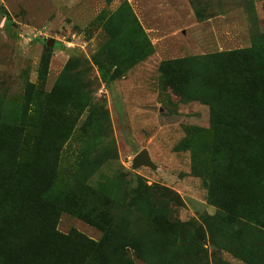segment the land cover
Masks as SVG:
<instances>
[{
  "label": "rangeland",
  "instance_id": "obj_1",
  "mask_svg": "<svg viewBox=\"0 0 264 264\" xmlns=\"http://www.w3.org/2000/svg\"><path fill=\"white\" fill-rule=\"evenodd\" d=\"M0 264H264V0H0Z\"/></svg>",
  "mask_w": 264,
  "mask_h": 264
},
{
  "label": "trees",
  "instance_id": "obj_2",
  "mask_svg": "<svg viewBox=\"0 0 264 264\" xmlns=\"http://www.w3.org/2000/svg\"><path fill=\"white\" fill-rule=\"evenodd\" d=\"M236 52L235 51H231V50H228V51H220V52H216V53H211V54H204L202 57H200L199 59H198V62H203V61H208V62H210V63H212V64H214L215 62H216V64L218 63V59H220V58H224V57H227V56H229V57H231V56H234V54H235ZM185 61H186V59L185 58H182V59H172V60H166V61H164L163 62V64H162V68H165V66L166 65H169V64H184L185 63ZM217 66V65H216ZM215 66V67H216ZM206 78H207V76H205ZM215 77H211V79H214ZM205 78L203 77V81H204V83H205ZM217 87H218V89L219 90H221L222 89V87L224 88V87H226V89H224V90H226V91H233L236 87H238V84H235V85H231L230 84V82H228L227 80H225V81H223V82H221V83H219L218 85H215L214 87H212L213 89H217ZM201 85H200V83H197V89H198V91H200L201 90ZM200 93H203V92H200ZM263 98V97H262ZM263 100V99H262ZM37 239V238H36ZM89 245H91V250H93L95 247V241H93V240H89Z\"/></svg>",
  "mask_w": 264,
  "mask_h": 264
},
{
  "label": "water",
  "instance_id": "obj_3",
  "mask_svg": "<svg viewBox=\"0 0 264 264\" xmlns=\"http://www.w3.org/2000/svg\"><path fill=\"white\" fill-rule=\"evenodd\" d=\"M135 164H147L152 165L150 155L146 149L141 150L134 158Z\"/></svg>",
  "mask_w": 264,
  "mask_h": 264
}]
</instances>
